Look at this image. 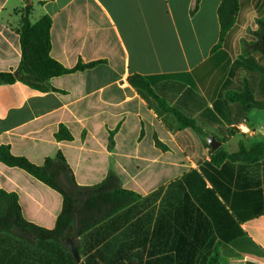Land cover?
<instances>
[{
	"label": "crops",
	"instance_id": "0c3cea01",
	"mask_svg": "<svg viewBox=\"0 0 264 264\" xmlns=\"http://www.w3.org/2000/svg\"><path fill=\"white\" fill-rule=\"evenodd\" d=\"M221 2L0 0V72L20 64L26 6L31 23L51 18L55 61L101 62L50 79L55 91L1 85L0 145L38 166L60 152L79 186L114 174L141 197L78 239L79 262L59 243L0 233V264H80L97 250L103 264H210L214 250L219 264H264V60L241 49L264 19V0H239L215 49ZM132 75L164 106L131 87ZM60 125L71 141L55 139ZM0 190L18 196L26 222L54 229L57 192L1 163Z\"/></svg>",
	"mask_w": 264,
	"mask_h": 264
},
{
	"label": "trees",
	"instance_id": "16d2710c",
	"mask_svg": "<svg viewBox=\"0 0 264 264\" xmlns=\"http://www.w3.org/2000/svg\"><path fill=\"white\" fill-rule=\"evenodd\" d=\"M195 3L191 13L197 10ZM31 6H26L20 13L19 43L21 60L16 71L0 72V86L20 82L38 92L55 91L49 80L63 75L82 72L91 69L101 62L82 64L68 69L55 61L51 55V18L42 16L37 22L31 23ZM239 11V0H222L218 8L220 25L218 48L225 36L232 29ZM257 30L252 32L253 41L243 40L241 49L243 55L258 53L264 60V19L258 20ZM18 74V75H16ZM131 87L153 98L163 107V103L151 90L146 79L139 75L128 78ZM231 101L245 98V95L229 94ZM183 125H191V121L176 114ZM57 141H71L72 136L63 125H60L54 135ZM111 139V138H110ZM157 146L162 147L158 142ZM225 156H223L224 158ZM0 163L9 168H18L57 192L62 198L61 213L53 230L36 227L22 216L18 196L0 190V233L28 241L29 243L56 242L66 250L71 260L74 256L65 247L67 239H71L80 253L78 239L99 229L103 222L117 213L137 204L141 197L130 190L122 188L119 179L109 174L99 184L79 186L64 156L59 152L54 157L46 158L42 165H35L22 156L11 153L9 145H0ZM103 264V250H97L80 264ZM210 264H219L218 252L210 259Z\"/></svg>",
	"mask_w": 264,
	"mask_h": 264
},
{
	"label": "water",
	"instance_id": "95a60500",
	"mask_svg": "<svg viewBox=\"0 0 264 264\" xmlns=\"http://www.w3.org/2000/svg\"><path fill=\"white\" fill-rule=\"evenodd\" d=\"M16 75H18V74H16ZM210 146L212 147V149H214V144L212 142L210 143ZM65 246L69 250V252L74 256L76 261L79 262L80 259H79L78 251H77L73 241L71 239H67L65 242Z\"/></svg>",
	"mask_w": 264,
	"mask_h": 264
},
{
	"label": "built area",
	"instance_id": "2783aa9c",
	"mask_svg": "<svg viewBox=\"0 0 264 264\" xmlns=\"http://www.w3.org/2000/svg\"><path fill=\"white\" fill-rule=\"evenodd\" d=\"M239 130H241V131L243 130V127H242V125H240V126H239Z\"/></svg>",
	"mask_w": 264,
	"mask_h": 264
}]
</instances>
